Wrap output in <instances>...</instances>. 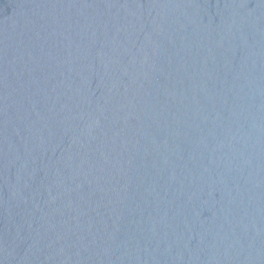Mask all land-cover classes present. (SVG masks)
Wrapping results in <instances>:
<instances>
[{
	"label": "water",
	"instance_id": "95a60500",
	"mask_svg": "<svg viewBox=\"0 0 264 264\" xmlns=\"http://www.w3.org/2000/svg\"><path fill=\"white\" fill-rule=\"evenodd\" d=\"M0 264H264V0H0Z\"/></svg>",
	"mask_w": 264,
	"mask_h": 264
}]
</instances>
